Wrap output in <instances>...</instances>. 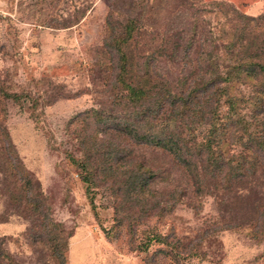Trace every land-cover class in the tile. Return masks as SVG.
Masks as SVG:
<instances>
[{"label": "trees", "instance_id": "obj_1", "mask_svg": "<svg viewBox=\"0 0 264 264\" xmlns=\"http://www.w3.org/2000/svg\"><path fill=\"white\" fill-rule=\"evenodd\" d=\"M108 2L98 69L108 106L71 119L79 157L65 151L92 209L97 195L107 194L115 212L127 205L138 220H163L180 206L198 214L213 198L215 217L192 237L151 228L142 248L156 246L154 264L217 262L210 247L221 229L264 241V15L194 0ZM0 198V223L26 220V235L46 248L49 260L39 264H66L72 233L53 219L50 197L1 122ZM4 241L0 264H23Z\"/></svg>", "mask_w": 264, "mask_h": 264}, {"label": "rangeland", "instance_id": "obj_2", "mask_svg": "<svg viewBox=\"0 0 264 264\" xmlns=\"http://www.w3.org/2000/svg\"><path fill=\"white\" fill-rule=\"evenodd\" d=\"M194 1L214 3L222 10L234 8L247 16L264 15V0ZM108 4V0H0V122L25 168L50 197L53 219L72 233L66 264H154L150 256L156 246L142 248L152 227L163 236L174 230L177 239L192 237L202 231L203 222L215 217V206L208 197L198 214L180 206L167 219L138 220L132 206L115 212L107 194L97 195L94 210L89 204L79 170L65 151L72 148L79 157L77 140L68 128L71 119L108 106L98 71ZM11 95L19 99L14 101ZM159 185L161 191L165 183ZM3 207L0 198V213ZM28 227L16 216L0 223L3 248L23 264L48 261L46 248L34 242L31 232L26 235ZM218 235L219 244L210 247L218 253L217 262L189 257L179 262L161 258L155 264H264V241L224 229Z\"/></svg>", "mask_w": 264, "mask_h": 264}]
</instances>
